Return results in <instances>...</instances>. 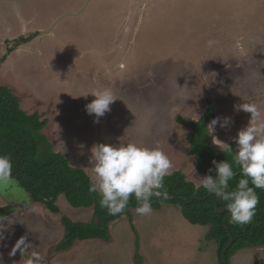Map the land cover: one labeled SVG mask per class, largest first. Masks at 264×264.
I'll list each match as a JSON object with an SVG mask.
<instances>
[{
	"label": "rangeland",
	"instance_id": "rangeland-1",
	"mask_svg": "<svg viewBox=\"0 0 264 264\" xmlns=\"http://www.w3.org/2000/svg\"><path fill=\"white\" fill-rule=\"evenodd\" d=\"M7 1L0 3V82L23 109L47 119L43 133L54 150L89 176L94 145L135 142L164 151L170 172L181 170L198 186L206 174L195 169L188 127L178 118L197 120L211 97L215 118L232 121L218 123L213 134L208 128L219 149L213 135L235 148L232 138L250 119L235 105L255 103L264 115V0ZM15 10L28 19L10 14ZM18 35L25 41L17 46L11 41ZM105 88L116 100L97 123L85 107L94 95H78ZM57 204L73 220L92 217L91 208L71 207L62 195ZM2 205L17 209L0 221V264H27V255L10 254L22 236L45 264H138L136 252L142 264L217 260L216 243L204 239L208 226L189 224L178 205L163 204L147 216L130 208L137 236L122 215L110 223L109 240H76L64 251L56 250L59 214L46 212L17 183L0 187ZM253 262L264 264V246L231 258V264Z\"/></svg>",
	"mask_w": 264,
	"mask_h": 264
},
{
	"label": "trees",
	"instance_id": "trees-1",
	"mask_svg": "<svg viewBox=\"0 0 264 264\" xmlns=\"http://www.w3.org/2000/svg\"><path fill=\"white\" fill-rule=\"evenodd\" d=\"M23 41L25 39L19 37L15 43ZM210 103V99L207 98L203 114L196 121L178 118V122L188 127L186 138L191 147L189 151L195 157V169L203 174H208L209 168L214 169L212 164L214 159L231 162L235 154L223 153L220 149H216L208 138L207 122L215 118V110ZM46 124L47 119L42 118L40 113H29L23 109L19 96L9 86L0 82V154L11 155L13 177L17 185L26 191L33 201L43 205L47 212L60 215L63 234L56 245V250L64 251L76 240L93 238L109 240L110 223L122 215L128 216L130 227L134 230L129 209H136L135 198L130 199L128 208L123 214L108 215L107 211L100 207L99 195L88 191L90 181L85 170L72 167L64 153L54 150L53 143L43 133ZM236 172L237 175L229 182V190L235 188L242 178L238 168ZM212 174L214 175L215 172L213 171ZM164 184L168 196L176 197L163 201L154 197L153 210L160 209L161 205L166 203L178 205L181 215L189 224L208 226L204 239L216 243L217 260L214 264H222L221 253L228 236L223 228L226 212L218 213L214 209L217 196L208 193L203 187L196 186L178 169L171 171L170 175L164 178ZM256 191L259 203L253 220L245 225L234 224L231 217L226 221L234 237L232 245L225 253L227 264H231L232 256L241 249L264 246V189H256ZM60 195L64 196L71 207L91 208L92 217L88 221H79L61 213L57 205ZM191 197L194 199L190 202L185 201ZM218 207H226V202L220 199ZM16 209L17 207L10 205L0 206V221L13 214ZM135 235L137 236L136 232ZM135 257L138 264H142V257L138 252Z\"/></svg>",
	"mask_w": 264,
	"mask_h": 264
},
{
	"label": "clouds",
	"instance_id": "clouds-1",
	"mask_svg": "<svg viewBox=\"0 0 264 264\" xmlns=\"http://www.w3.org/2000/svg\"><path fill=\"white\" fill-rule=\"evenodd\" d=\"M88 93H92L95 98L85 106L86 111L94 115V122L98 123L99 119L111 110L110 105L116 97L108 88L78 96H87ZM207 98L212 103L211 97H206L204 108ZM212 107L216 110L214 106ZM234 107L237 111L250 113L247 125L239 129L237 135L232 138L235 141V150L234 145L232 144V147L229 144L232 142L227 143L213 135V143L223 153H235L233 159L231 162L214 159L212 161L214 169L209 168L208 174L201 177L198 187H203L208 193L223 199L232 222L245 225L253 220L259 203L256 189H264V115L255 103H242ZM210 121L207 125L209 134L215 132L218 123L221 127H227L232 122L230 117H225L222 121L220 118ZM91 158L94 160V166L89 176L88 191L99 195L100 207L105 209L108 215L123 214L130 199L134 197L137 201L136 213L147 216L153 211L154 197L161 201L169 198L164 178L170 175L173 165L168 155L161 149L135 142L98 143L91 149ZM237 168L242 178L235 188L229 190V182L237 175ZM85 173L88 174L87 169ZM15 183L11 155L0 154V187ZM3 231V227H0V240L4 238ZM31 247V242L22 236L16 241L10 254L15 255L19 251L21 255H27V264H45L40 254L30 251Z\"/></svg>",
	"mask_w": 264,
	"mask_h": 264
},
{
	"label": "water",
	"instance_id": "water-1",
	"mask_svg": "<svg viewBox=\"0 0 264 264\" xmlns=\"http://www.w3.org/2000/svg\"><path fill=\"white\" fill-rule=\"evenodd\" d=\"M176 196H171L169 197L170 199H174ZM194 197H191L189 200H185L186 202H190L191 200H193ZM221 198L219 197H216L215 201H214V209L218 212V213H223V212H226V214L224 215V218H223V228L225 229L226 231V234L228 236V241L227 243L225 244V246L223 247L222 249V253H221V259H222V264H227L226 263V256H225V253L227 251V249L232 245L233 241H234V237L232 236V234L230 233L229 231V228L226 224V221L230 218V215L229 213L226 211V207H222V208H219L218 207V202Z\"/></svg>",
	"mask_w": 264,
	"mask_h": 264
},
{
	"label": "crops",
	"instance_id": "crops-1",
	"mask_svg": "<svg viewBox=\"0 0 264 264\" xmlns=\"http://www.w3.org/2000/svg\"><path fill=\"white\" fill-rule=\"evenodd\" d=\"M0 1H2V0H0ZM5 1H7V0H5ZM5 1H2V2H5ZM2 2H0V3H2ZM8 2V1H7ZM15 2V1H14ZM85 2H87V0L85 1ZM10 7V6H9ZM10 9H12L11 7H10ZM18 9V8H17ZM9 11H11V10H9ZM13 14L14 15V17H16V18H19V17H21V20H27L28 18L27 17H25L24 15H22V13L20 12V14H19V12H16V10L15 11H13V12H10V14ZM3 15L5 16V17H7L8 18V15H6V13H3ZM0 19L2 20L1 22H3V24H4V20L3 19H5V18H3L1 15H0ZM20 19V18H19ZM28 22V21H27ZM27 22H25L24 23V25L27 23ZM50 26V25H49ZM47 27V26H46ZM51 27V26H50ZM54 29V26H52V30ZM52 142V141H51ZM53 143V142H52ZM54 145V144H53ZM156 210H159V209H156Z\"/></svg>",
	"mask_w": 264,
	"mask_h": 264
},
{
	"label": "flooded vegetation",
	"instance_id": "flooded-vegetation-1",
	"mask_svg": "<svg viewBox=\"0 0 264 264\" xmlns=\"http://www.w3.org/2000/svg\"><path fill=\"white\" fill-rule=\"evenodd\" d=\"M38 32V31H37ZM32 34V33H31ZM34 34V33H33ZM20 35H18L17 36V38L19 37ZM12 39V38H11ZM3 40H4V45H5V48L7 49V45H6V43H7V40H10V38L9 37H4L3 38ZM15 41H16V38H13V40L11 41V42H14V44L15 45H18L19 43H15ZM10 48V47H9ZM11 49H9L8 51H10ZM5 56H7V55H5ZM201 116V115H200Z\"/></svg>",
	"mask_w": 264,
	"mask_h": 264
},
{
	"label": "bare ground",
	"instance_id": "bare-ground-1",
	"mask_svg": "<svg viewBox=\"0 0 264 264\" xmlns=\"http://www.w3.org/2000/svg\"><path fill=\"white\" fill-rule=\"evenodd\" d=\"M71 110V109H70Z\"/></svg>",
	"mask_w": 264,
	"mask_h": 264
}]
</instances>
